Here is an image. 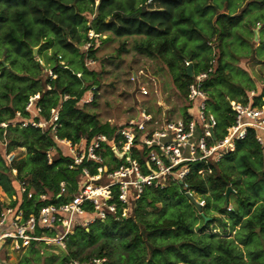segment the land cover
Returning <instances> with one entry per match:
<instances>
[{
  "label": "clouds",
  "instance_id": "1",
  "mask_svg": "<svg viewBox=\"0 0 264 264\" xmlns=\"http://www.w3.org/2000/svg\"><path fill=\"white\" fill-rule=\"evenodd\" d=\"M204 2L205 0H179L170 10V15L166 21L162 25L156 26V32H159L161 27L164 29L163 33L159 35L150 34L135 37H117L115 31L108 34L112 40L116 41L117 45H123L126 48V60L130 61L131 58H135L139 61L141 56L149 57L148 63L144 67L147 68L148 64H151L152 71L157 73L155 77H151V73H146V76L151 77V83L147 85L149 95L145 105L142 106L137 123L149 118L144 116V108L148 110L151 118L157 120V124L151 125L150 127L141 124L138 131L144 133V135H140L139 137L140 142L150 145L152 141L145 140L144 136L149 130H156L154 140L159 145L160 151L153 153V158L161 172H168L178 162V158L183 159L186 157L189 160L197 159V157L190 155L194 150V145L204 150V156H208L211 152L213 159L221 152L234 149L235 142L233 137H243V123L251 122L250 118L244 119L243 122L241 120L248 112V107L246 106L248 103L247 100L243 95H233L229 91V88L233 83L244 84L245 90L247 88L258 87L259 85L256 83L255 77H253L252 81H249L246 76L236 75L230 66L222 73V82L218 86L210 88L205 92L203 89H200V81L211 71V69L206 67V64L211 63L208 59L210 54L200 53L197 45L201 40L211 42L215 39L213 32V29L216 27L214 16L221 11L235 14L234 19H240L241 21L239 27L232 35L233 41L237 40V36L241 32H255L256 35H259L258 30L264 24V8L260 11L252 8V0H223L222 3L221 0H206L207 3H215L218 6L215 14L202 15V5ZM160 3L161 0H77V10L83 9L84 15L87 17V22L80 23L76 26L75 32H72L68 27H64L62 31H55L51 25L44 23V18L52 15L54 23L59 26L60 20L56 18H63L65 15L55 8H49L48 0H28L27 4H22L10 11L2 4V0H0V12H5L10 17V23L5 27L4 31L11 28L19 36L25 29H29L30 35L26 39H28L33 47H38L39 43L45 40L53 41L57 44L56 50L58 54L64 57V59H59L57 63L64 65L66 68H70L71 73H74L75 77L79 78L77 81L72 76L64 74L62 70L57 73H52L49 71V65H44V68L41 70L44 76L51 75L53 80L56 79V76H60V80L55 85L57 92H60L65 87L70 89L69 95H62L59 99L62 101H68L70 99L76 100V107L80 108L81 111L99 114V118L94 123H85L76 117H66V119H70L69 126L67 128L61 126L57 130L54 127V121H56L57 112L63 108V105L57 103V97L55 95L49 96L43 106L44 115H51V119L47 120L46 123L53 126L52 132L48 135V140H55L58 135H68L75 142L77 133L87 135L95 131V129L105 127L109 130V135L115 140V142L108 140L100 149V153L94 155L93 148L97 147V143L103 139L97 133L93 144L86 149L84 155L75 156L74 163L53 166L52 160L59 157L61 152L64 151L63 145L67 143V140L55 141L49 145L43 141H36L33 136L27 142L32 145V151H29L26 145L24 150L16 149L4 156L3 163H0V172L7 169L6 175L8 176V180L13 183L19 181V184L15 188H12L8 184H0V193L3 192L4 187H8L9 193L13 191L16 193V196L13 198L19 199L20 193L26 192L27 197L32 198L35 196L37 190H41L48 192L53 197H60L61 199L69 201L67 207L72 208L89 197H95V193L89 188V185L93 180L98 179V177H90L89 172L95 170L96 164L101 165L104 171L107 172V169L115 168L121 162L118 159L114 160L113 155L119 158L127 154L129 157L128 162L133 167L136 166L137 159L144 157L145 153L141 151L136 155V159H132L133 153L129 151L128 144L125 143V139L131 142V132L124 127V120H130L132 117L124 116L121 118V113L127 105H121L117 109L114 98L109 99L108 97H104L103 99L96 100L94 102L95 106H89L87 108L84 106L85 101L93 100L91 92L85 91V89L92 87L99 79L98 76L89 75L88 70L92 69L96 61L105 55V53H101L100 56L92 58L82 50L69 53L59 48V42L65 39L71 40L73 36L77 38L84 36L89 38L93 37L94 33L88 31V29L95 26L97 22L102 24L114 22L118 28L123 17L133 15L138 17L142 9H147L150 6L157 7ZM209 19L212 20L211 25L208 24ZM197 26H202L201 31L205 33L203 36H200L199 33H189V29ZM146 28L147 25H145ZM103 35V32L95 34L96 40L98 41ZM2 36L3 31H0V37ZM89 43H93V41L89 39L88 43L80 45V49L88 48ZM137 45H143L142 50L139 52L136 51ZM111 51L113 49H109V52ZM193 52L198 53L199 75L193 73L191 83L186 81L182 87V91L178 93L175 86L170 84V80L186 70L187 64L192 62L188 59V56ZM216 54L218 53L214 47L211 55ZM39 59V57H36L33 62L27 64V67L32 68L35 60ZM49 59V54L45 53L44 60ZM51 59L55 60L56 58L51 57ZM65 59H69L71 63H65ZM40 62L44 63L43 60ZM136 70V68H133L130 71ZM124 74V72L113 71L109 79L114 84H119ZM213 75H215L214 72ZM136 79L142 81L145 77L133 78V83H135ZM44 87H47V85ZM44 87L34 89L36 95L29 93V100H36L37 96L44 91ZM197 89H200V91H197ZM119 90L121 89H117V91ZM173 95L177 96L176 107H180L182 103L186 106L187 103H191L194 99L197 101V106L190 108L189 111L193 112L194 119L197 116L201 117L197 121L200 126L198 130L188 131L187 136L191 137V139H185L181 135L179 125H177L174 133L172 132V124L168 125L167 133L157 126L164 119L162 112L169 108V104L165 103V97L171 101ZM181 95L183 96V100L180 99ZM25 103L27 104V101ZM210 104L219 105V108L213 110L209 106ZM23 106L21 105V107ZM27 106L32 107L31 104H27ZM229 108H234L238 111L232 112L228 110ZM36 111L39 112L40 109L37 108ZM251 115L259 117L260 123L256 126L258 128H264V109L259 112H254ZM209 118H213L212 124L205 127L204 122ZM188 127L195 129L193 125H188ZM209 128L212 129L211 133H209ZM117 132L121 133L124 138L116 139L115 133ZM162 137L177 141V146L180 147V151H176L175 148L169 151V148L164 147L161 143ZM8 138L5 136L0 140V145H7ZM17 138L25 140V137L22 135L17 136ZM258 139L261 141L260 147L262 149L259 154V159L261 162H264V137L258 136ZM213 144L215 147L210 149V146ZM118 145L122 150H117ZM41 151L47 152L46 158L37 157L36 153ZM161 153L163 154L162 156ZM11 156H16V168H12L9 163V157ZM89 158L92 163L83 168L81 176V161L88 160ZM164 159L169 161L167 166L162 162ZM233 163L235 167L230 168L227 165L224 166V178L228 179L230 183L233 179H240L241 183L234 187L236 197L233 203H230L227 207L229 211L236 209L243 215V209L238 207L236 199H251L252 194L248 185L243 182V177L239 170L242 161H235ZM16 169H19V171ZM185 171H187L186 168L175 173L173 178L174 184L183 178ZM155 175L159 176V172L155 173ZM207 177L214 178L212 169H207L206 172H199L198 176L188 183L199 184L203 181V185L208 186L210 180ZM73 180L79 182L78 186L72 183ZM85 181H88V183H85ZM107 186L105 183V187ZM91 187L94 188L96 185L91 184ZM177 187L181 188L180 185H177ZM57 188L58 191L56 190ZM85 189H88V191L86 192ZM186 191H190L188 184H183L181 195ZM9 193H4L0 197L4 201L5 207L11 203ZM193 195L196 194L193 193ZM103 196L108 197L109 192H103ZM196 199L200 204H204L206 200L209 201L211 203V209L205 210V215H215L217 219L201 235L199 232H196L199 223H203L200 212L196 210L195 206L186 207L182 214V219H186L189 226L193 229L191 239L201 245L207 244L209 247H215L217 241L207 239L208 232H215L218 234V241L222 245L221 252L224 253L220 260L215 259L216 254L213 253L208 257V264H223L224 261H231L232 264H264V232L256 228L252 243L246 246L240 243V240L251 230L250 225L244 221H241L240 224L233 225L232 218L228 217L227 214L215 211L220 205V202L213 198L211 191L204 197L196 196ZM32 206H36L35 200L32 201ZM95 206L97 211L87 214L83 219L79 218V215L84 214L79 212L78 207L76 208V213H79L78 216L69 217L66 215L62 218H53L54 231L47 236H35L32 233L25 235V228L33 227V221L29 220L27 224L20 219H17L16 222H10L9 212H5L3 220H0V225H6L2 230V234H0V246L3 245L4 237L6 236H14L15 240H21L22 244L13 242L6 250V254L11 257V260L6 262L0 257V264H60L65 254L73 257L67 261V264H129V259H124L123 257L130 258L131 253L124 248V244L129 241L136 244L137 242L133 240V237H139L138 246L134 249L137 261L139 264H147L148 256L146 253L156 243L148 238L147 229L150 226H155L159 218L153 217L151 214L141 215L136 218L137 229L127 237L126 241L111 239L104 235V227L110 225V217L106 215L100 201H97ZM132 206L134 205H130V207ZM145 206L147 207L149 205ZM62 210L67 211V209ZM111 217L121 220L124 218L122 215H117V209L115 208L112 209ZM247 219L246 217L245 220ZM89 221H92L93 224L89 225ZM62 223L64 225L67 223L73 225L79 223L83 231L77 234L73 228L62 226ZM166 223L175 230V223L172 221H166ZM253 223H255L254 218ZM233 228H235V231L232 238L226 240L223 236L224 231L232 232ZM184 238L183 236L181 237V239ZM159 243L162 245L164 242L160 241ZM100 249H103L106 254L101 259H97L96 254ZM3 251L4 249L0 248V252ZM189 255L191 256V254ZM85 256L87 257L86 259ZM53 257H55V260L52 259ZM167 259L166 257L165 260L160 261V264H166ZM157 260H160V258L157 257Z\"/></svg>",
  "mask_w": 264,
  "mask_h": 264
},
{
  "label": "trees",
  "instance_id": "2",
  "mask_svg": "<svg viewBox=\"0 0 264 264\" xmlns=\"http://www.w3.org/2000/svg\"><path fill=\"white\" fill-rule=\"evenodd\" d=\"M223 1V0H222ZM75 2L77 0H48V7L49 8H55L59 10L61 13L65 14L63 18L57 17L56 19L60 20L59 26H57L54 23L53 16L49 15L48 17L44 18V23H47L53 27L55 31H62L64 27H68L72 32H75V28L77 25H79L82 22H87V18H85L83 14V9L77 10V7L75 6ZM179 2V0H161V3L157 7H149L147 9H142L140 11V15L137 16H125L121 19L120 26L117 28L115 26L114 22H109L108 24H102L100 22H97L95 26L90 27L95 32H105V31H115L116 36H139V35H150V34H161L163 33L164 29L161 27L159 29V32H156V26L162 25L168 16L170 15V10ZM28 0H2V4L7 7V9L10 11L13 8H17L22 4H27ZM217 4H209L206 2L202 5V15L203 14H215ZM263 6L261 7V9ZM19 15V14H17ZM235 14H230L229 12L221 11L218 14H215V28L213 29L214 36L216 38L221 39V37L229 36L234 31L235 27L240 24L239 19H234ZM10 23V17L5 12H0V31H3V36L0 37V121L2 120H10L15 116L16 111H20L22 115H27V113L24 111V106L21 107V105H24L27 97L29 96V93H35L34 89L44 87L45 85H49L48 87H44V91L40 93L39 103L44 106L45 101L49 96L55 95L57 97V103H60L59 97L62 95H69L70 89L65 87L61 89L60 92L56 91V83L60 80V76H56V79L53 80L49 75L44 76L41 74V66L38 63L37 60H35V64L32 68H28L27 64L34 61L35 58H33L32 55V44L26 39L30 35V30L25 29L19 36L16 35V31L14 29L8 28L7 31H4L5 27L9 25ZM208 24H212V20H208ZM145 25H147V28L145 29ZM202 26H197L189 29L190 34H196L199 33L200 36H203L205 33L201 31ZM24 37V38H22ZM106 37H100L99 40L105 39ZM88 40L87 36L77 38L76 36H73V39L68 40L65 39L61 42H59V48L61 49H67L72 52H78L80 51L78 46L74 45L75 42H79V44H84ZM97 41L96 38H93V43L90 45V47L84 51L87 53V55L92 58L95 56V50L98 47L100 41ZM43 43L48 44H56L51 40H45ZM57 45V44H56ZM139 49L143 48V45L137 46ZM198 49L200 50V53H207L211 47V42L201 40L200 43L197 45ZM218 47V45H217ZM219 49V48H218ZM219 51V50H218ZM220 53H218V57H220ZM60 55L56 52L52 54V57H55L56 59L53 60V64L50 66L53 73L62 72L64 74H68L73 77L75 80H79L78 77H75L74 73H71L70 68L64 67V65L57 63L59 60L57 56ZM198 56V53L193 52L191 55L188 56V59L192 61L189 65L186 66V70L182 72L179 76L173 78L174 85L182 91V87L184 86L185 82L191 83L192 80V74L199 71V64L198 62H194L195 58ZM208 59H211V56L208 57ZM67 63V62H66ZM171 67V65H169ZM208 64H206V67ZM188 67H190V72H188ZM216 70L219 74L215 76L214 78L218 81L223 80L222 73V65L220 64V60L217 59V66ZM38 69V72L36 70ZM20 72L24 73V76L20 74ZM191 73V75H190ZM42 75V82L40 86H36V76ZM88 74L92 76H98V72H96L95 69L88 70ZM131 74V73H130ZM214 76V75H213ZM210 78L205 83V90L207 91V85ZM99 79L95 84L92 85L93 92L92 97L93 100L89 101L87 103H84L85 108L94 102V98L96 97V91L99 85ZM211 84V83H210ZM91 88V87H90ZM88 88L85 89V91ZM83 94V93H81ZM262 95V94H261ZM9 96H12L13 104H10ZM255 97H253L252 102L253 104H260L257 103L256 100H254ZM262 101H264V96H261ZM63 108L59 111V127L57 130L61 128V126L67 128L70 124V119H66V117H76L82 120V122L85 123H94L98 118L95 114L88 112V111H81L80 108L76 107V100L70 99L68 101L62 102ZM187 105L184 107V113H185V119L189 117L187 111H186ZM219 108V105H215L212 109L216 110ZM229 111L230 108L228 109ZM42 114H44V107L42 108ZM107 123V122H106ZM126 123H124L125 125ZM1 127H0V134H1ZM102 133L105 134L108 140H113V137L109 135V130L105 128H99L95 129V131L88 133L87 135H80L79 133L76 134V140L75 142H78L81 138H86L87 140H90L93 138L96 134ZM24 136L25 140H20L17 138V136ZM49 131L48 130H42L39 127L36 126H27L24 128H19L17 126L14 127H8L6 136L9 137L7 141V147L9 150H13L15 148H22L25 149V146L27 145V148L29 151H32V145L28 144V140H31L34 136L36 141H43L45 144H52L54 143L53 140H48ZM116 139L122 138V136L118 133H115ZM60 138H67L70 139L71 142L75 143L71 136L68 135H58ZM137 138L134 140V144L139 143V139ZM104 146V144L102 145ZM249 146H251L249 148ZM2 145H0V148ZM252 149H256L260 151V146L257 144L255 138H254V131L249 130L247 135L243 140H240L236 144V149L234 152H228L226 155V158H229L232 156L233 153L236 151H239L238 161L242 160L243 158H248V153L252 151ZM138 149L134 148L133 155L136 157L138 154ZM152 150V147H146L144 145L143 152L145 153L144 157L138 159L141 164L144 163V158L149 151ZM37 157H43L46 158V151H41L36 153ZM113 159L117 160V158L113 155ZM71 157L69 155H64L63 151L61 152L60 156L57 158H54L52 160V165H59L64 163H71ZM234 161V160H233ZM235 162V161H234ZM0 163H3V157L2 152L0 153ZM91 164V161L84 160L82 162V165H89ZM12 166L16 168V161L13 162ZM209 166L214 171V163L210 162ZM200 164L196 166V168H190V173L187 174L185 179L182 182H175L176 185H180L181 188H176L172 183L168 184L167 186L163 188H153V187H147L142 192L141 196L135 201L134 207H132L131 215L128 217H124L121 219H115L110 216V225L104 227V235L107 238L111 239H120L122 241H126L127 237L137 229V222L136 218L144 215L145 210L144 206L149 205L151 208L156 207L157 202H162L163 207L161 213L158 215V222L155 226H150L147 229V236L151 241L156 242L155 246L148 250L149 257L147 260V264H160V261L165 260L167 257L166 264H175L176 261H181L185 264H208V257L211 256L213 253H215V259L220 260L222 256L224 255L223 252H221L222 245L218 241V234L211 233L207 235L208 240H216L217 244L215 247H209V245L204 244L201 245L200 243L194 241L191 239L193 236V231L190 229L189 225L182 219L181 213L173 215L171 214V210L175 212V208L179 209L181 205H185V208L188 206H194L193 203L190 202V200L186 196V192L181 195L182 185L188 184V188L192 193H202L205 194L208 191V188L211 187L213 189H216L221 185V192L222 195L225 196V193H227L230 189H228V184L230 183L228 179H225V174H216L214 173L213 177H207L210 180V184L208 186L203 185V181H201L199 184H193L188 183L190 180L194 179L198 176L197 170L200 169ZM231 167H235V164H232ZM19 171V169H16ZM96 169L90 173H95ZM7 169H5L3 172H0V184H8L11 185L12 188L16 187V182L13 183L12 181L8 180V176L6 175ZM81 174V173H80ZM75 176V174H73ZM72 183L74 185H78V181L73 180ZM232 183V181H231ZM253 184V182H252ZM232 187V186H231ZM234 189V188H233ZM58 191V188L56 189ZM253 193L256 199L249 200L248 198L241 199V202L243 206L245 207H253V213H251L249 216H247V220L245 218L243 221L251 226V230L245 234L244 237L250 238L253 236L254 231L256 228L259 229V231L264 232V196L261 195V192L259 190H254ZM230 192V191H229ZM3 193H9V188L4 187ZM13 192L9 193V195L13 194ZM224 193V194H223ZM40 194H45L47 196V201L61 204L63 202H66L67 200L61 199L60 197H53L48 192L37 190L35 193V196L28 200L26 202V205H31L32 201H36L37 208L43 200L39 198ZM149 195V197H148ZM261 197V198H259ZM259 198V199H258ZM4 202L0 201V209L3 206ZM205 203L201 206V210L197 211L202 214L203 218V226L200 229V231H203L208 227V225L213 222L217 217H213L211 215H205ZM170 210V211H169ZM203 211V212H202ZM230 216L234 218L235 222L241 223L238 219V216L242 217L235 209L231 210ZM205 217H208L206 220ZM253 218L255 219V223H253ZM166 221H172L176 224L175 230H173ZM93 223L89 224L92 225ZM233 225H236V223H233ZM235 230V229H233ZM74 231L78 234L83 231V228L81 226H75ZM177 231H183L181 234L183 237H185L182 240L179 241H169L168 239L171 236L172 232ZM40 230H37V233H39ZM87 235V234H86ZM242 238L240 240V243L244 242L245 238ZM225 238V237H224ZM226 240H230L231 238H225ZM133 240L137 243L134 244L133 242L129 241L124 244V248L131 253V257H123L124 259H129V264H139V262L136 259V253L134 251L135 247L138 246L139 243V237H133ZM163 241L164 243L161 245L159 242ZM169 250L171 252L174 251L175 256L177 257L175 262L169 261ZM106 253L103 251V249H100L97 251L96 256L105 255ZM191 254V256L189 255ZM157 257L160 258V260H157ZM69 258H73L71 255L66 254V257H63V264H66V260ZM87 257L85 256V259ZM254 259V257H253ZM223 264H232L231 261H224Z\"/></svg>",
  "mask_w": 264,
  "mask_h": 264
},
{
  "label": "built area",
  "instance_id": "3",
  "mask_svg": "<svg viewBox=\"0 0 264 264\" xmlns=\"http://www.w3.org/2000/svg\"><path fill=\"white\" fill-rule=\"evenodd\" d=\"M88 31H91L94 33V36L89 38L85 43H88L89 39L96 38L95 34L101 33V32H95L92 28H89ZM105 35L101 36L104 37ZM92 43L88 44V48L90 47ZM88 48L84 49L86 51ZM58 59L60 58V55L57 56ZM211 63L208 64V68L211 69L206 75L205 78L200 81V89H203L205 92V83L206 81L211 78L213 75V72L217 74V68L215 66L214 60H210ZM41 63V62H40ZM43 65V63H41ZM190 64V63H189ZM187 64V65H189ZM49 71L53 73L52 69L49 68ZM141 73V71L135 72L133 71L130 75V79L133 80V78H137V75ZM195 74L199 75V71ZM142 75V74H141ZM51 78H53L51 75H49ZM193 78V74H192ZM49 88V85H47ZM200 89H197V91H200ZM86 91L93 92V87L88 88ZM140 92L142 95L147 94V90L141 86ZM31 95H36L35 93H32ZM66 95V94H65ZM29 97V96H28ZM27 97V104H31L32 107H28L27 104H24V111L27 113V115H22L20 111L15 112V116L10 120H2L0 121V127L2 129V139L6 136L7 128L8 127H14L17 126L19 128H24L29 125L39 127L42 130H48L49 133L52 132L53 126H50L46 123L47 120L51 119V115L45 116L42 114V105L39 103V96H37L36 100H29ZM206 100V98H204ZM62 100L60 101V104H62ZM89 101H85L84 103H87ZM247 107L248 112L245 114L244 117L241 118L242 122L244 119L250 118L251 122L243 123L244 133L243 137L237 138L233 137V140L235 142L234 149H229L227 152H221L215 159H213L211 152L208 156H204L203 149H200L194 145V150L190 153V155L197 157L195 160H189L186 157L183 159L178 158V162L175 163L168 172H161L159 166L156 164L155 159L153 158V153L159 152L160 148L159 145L155 142L154 137L156 136V130L153 129L151 132H147V134L144 136L145 140L152 141L150 145L148 144H142L141 142L134 144V140L137 138V135L140 137V135H144V133L138 131L140 129L141 124L145 125L147 122L150 123V121L154 118L150 117L149 112L146 108L143 109V113L145 117H149L148 119H143L140 121V123H137V119L140 117L141 109H139L138 115L135 119H131L130 121L126 122L124 127H126L131 132V142H129L128 139H125V143L128 144L129 151L133 153L134 148L139 149L140 146L142 148L144 145L146 147H152V150L149 151V153L146 154V158L144 160V163L141 164L139 160H136V166L133 167L131 163H129V157L127 154L121 158H117L121 161L115 168H109L107 169V172L104 171L103 167L99 164H96V171L95 173H90V177H98V179H95L93 181L100 180L104 175L108 177L107 181V187H105V184H95L93 181L91 184H95L96 187L92 188L91 184L89 185V188L95 193V197H89L85 199L82 203L77 204L73 206L72 208H68L69 201L63 202L61 204H56L47 201V196L45 194H40L39 198L43 200V202L37 207H33L31 205H26V202L32 198H28L26 192L19 194V199H15L13 197L16 196V193L9 195V198L11 199V203H9L6 207L3 206L0 209V220H3L4 213L9 212V221L10 222H16L17 219L22 220L25 224L29 220L33 221V227H27L25 228V235H28L29 233H32L35 236H47L50 235L52 231H54V220L53 218H62L66 215L69 217L78 216L79 213H76V208H79V212L84 215H79L80 219H83L84 216H86L89 213H94L97 211L96 209V202L100 201L102 203V207L105 210L106 215L111 216L112 209H117V215H122L123 217H128L131 215L132 207L130 205H134L135 201L141 196L142 192L147 187H155V188H163L170 184L171 181H173L175 173L179 172L181 169L186 168L187 171L183 173V178L181 180H178L179 182H182L187 174L190 173V168H196L198 164H200V169L197 170V173L201 171H207V169H211L209 166V163H216L221 160V158L227 154L228 152H234L236 149V144L238 141L243 140L245 136L247 135L249 130L254 131V138L257 142V144L260 146V139H258V136L264 137V128H258L256 125L260 123V118L256 116H252L251 114L254 112H259L262 109H264V103L260 104H253L252 99L249 98L247 100ZM197 101L194 99L191 101V103H187V111L189 117L187 119L179 118L174 121H165L163 125H160L159 128H161L163 131L167 133L168 131V125L172 124V132L174 133L176 131L177 125L180 126V133L185 139H191V137L187 136L188 131L198 130L199 124L197 123L198 120L201 119L200 116H197L195 119L193 118L194 114L193 112L189 111L190 108L196 107ZM39 108L40 111L37 112L36 109ZM169 110V108H168ZM168 110L163 111L162 115H164ZM232 112L238 111L237 109L230 108ZM51 111V110H49ZM19 113V115H17ZM202 115V114H201ZM59 111L56 114V121H54V127L55 129H58L59 127ZM212 119L209 118L207 121L204 122V126L207 127L208 125L212 124ZM157 122L155 120L153 123ZM23 125V127H21ZM188 125L195 126V129L188 127ZM209 133L212 132V129L209 128ZM118 133V132H117ZM103 139L100 140L97 143V147L93 148V154H99L100 149L103 147L102 145L107 142V137L105 134L99 133ZM122 136L121 133H118ZM202 135V134H201ZM96 136V135H95ZM91 138L90 140H87L86 138H81L78 142H71L70 139L67 138H60L56 137L55 141H65L67 140V143L63 145V153L64 155H69L71 157V163H74L75 156L84 155L86 153V149L91 146L94 142V138ZM138 137V139H139ZM140 141V139H139ZM115 142V140H113ZM161 143L164 145V147L169 148V151H172L173 148H175L176 151H180V147L177 146L178 142L174 139L169 140L166 137L161 138ZM83 145V147H81ZM140 145V146H139ZM215 145H211V148H214ZM261 148V147H260ZM2 157L4 159V156L9 153L13 152L14 150H9L7 145H2ZM71 149V151H69ZM117 150L120 151L122 148L118 145ZM138 151V150H137ZM163 154L161 153V156ZM47 156V152H46ZM132 159H136V157L133 155L131 157ZM91 161V159H88ZM16 161V156L9 157V163L12 168H15L12 166L13 162ZM81 161V165H82ZM163 164L165 166L168 165L169 161L167 159H164ZM92 163V161H91ZM87 167V165H82L81 167V176L83 173V168ZM159 172V176H156L155 173ZM15 174V173H14ZM177 182V181H176ZM79 183V182H78ZM77 183V184H78ZM85 183H88V181H85ZM19 184V181H16V185ZM78 186V185H77ZM87 192L88 189H85ZM109 192L108 197L103 196V192ZM192 194V191H186ZM193 195V194H192ZM198 202V200H196ZM127 202V203H126ZM199 203V202H198ZM200 204V203H199ZM106 205V207H105ZM201 206L203 204H200ZM47 209V211H45ZM62 209H67V211H64ZM98 220V218H96ZM93 223L92 221H89V224ZM81 226L79 223L71 224L67 223L64 225L62 223V226H67L70 228H73L75 226ZM6 227V225H0V234H2V230ZM37 230H40L39 233H37ZM13 242L17 244H22L21 240H15L14 236H6L4 237V243L0 248H3L4 251L0 252V257H2L4 260H8L10 256L6 254L7 248H9ZM104 255L96 256L97 259H101ZM72 259V258H69ZM66 260V264L67 261Z\"/></svg>",
  "mask_w": 264,
  "mask_h": 264
},
{
  "label": "rangeland",
  "instance_id": "4",
  "mask_svg": "<svg viewBox=\"0 0 264 264\" xmlns=\"http://www.w3.org/2000/svg\"><path fill=\"white\" fill-rule=\"evenodd\" d=\"M222 2L223 1L221 0V3ZM75 6L77 7V2H75ZM262 6L264 8V0H252L251 2V7L256 9L257 11H260ZM83 14H84V11H83ZM85 18L87 17L85 16ZM239 22H241L240 19H239ZM238 27H239V24L235 27L234 31L229 36L221 37V39L215 37V39L211 41V47L207 53H209L210 54L209 56H211V59L214 60L215 66H217V59L220 60V64L222 65L223 72H225V70L231 66L232 70L238 76L240 75L246 76L249 81H252L253 77H255V81L259 85L258 87L247 88V90H245L244 84L233 83L231 87L229 88V91L232 92L233 95H243L246 100H248L249 98L252 99L253 97H255L254 100H256L257 103H262L261 96H264V75H262V73H264V24H262L261 28L258 30L259 35H256L255 32H247V33L241 32V34L237 36V40L233 41L232 35ZM110 32L111 31L104 32V35L106 38L99 40L100 43L94 53L96 57L100 56L101 53H105V55H103L99 60L96 61V64L93 67V69H95L96 72H98L99 80H100L97 91H96V97L94 98V102L98 99H103L104 97H108L109 99L114 98L116 101L117 109H119L121 105H127V107L124 108L123 112L121 113V118H123L124 116H131L132 119H135L136 116L138 115L139 109L142 108L143 105H145L146 99L149 95L147 85L151 83V77H155L157 73L152 71L151 64H148L147 68L144 67V65L148 63L149 57L141 56L139 61H137V59L135 58H131L130 61L126 60V51H127L126 48H124L123 45H117L116 41L112 40L110 36L108 35ZM130 36H133V35H130ZM117 37H129V36H117ZM74 45L78 46L79 50H84V49H80V45H82L81 43L79 44V42H75ZM137 46H136V51L137 52L141 51L142 49H139ZM214 47L217 53L221 52L220 57H218V54L211 55ZM33 48H35V54H32L33 58H36V57L40 58L37 61L41 66V70L44 68L45 64H48L50 68V66L53 64V60L51 59L52 54L54 52L58 53L56 50L57 45L53 43L48 44V43L42 42V43H39L38 47H33ZM109 49H113V51L109 52ZM229 49L231 50L229 51ZM64 50L69 53H72V51H69L67 49H64ZM45 53L49 54V57H50L49 60H44ZM59 59H64L63 55H60ZM42 60L44 61L43 65L40 63V61ZM66 62L71 63L69 59H65V63ZM194 62H197V57L195 58ZM133 68L137 69L135 72L141 71V73H139L137 77H145V79L142 81L139 79H136L135 83H133V80L130 79V75H131L130 73L133 72L130 70ZM113 71H120V72L125 73L124 76L121 78V82L119 84H114L109 79V77L112 76ZM36 72H38V69L36 70ZM146 73H151V77L146 76ZM249 73H251V75H249ZM20 74L24 76L23 72H20ZM41 74H42V71H41ZM217 74H215L214 76L213 75L211 76L208 82V85H207V90L218 86L222 82L214 78L215 76H217ZM42 75L39 74L36 76V86H40L42 82L41 80ZM170 84L174 85L173 78L170 80ZM141 86L147 90V94L145 95L141 94L140 92ZM175 88L178 93L181 92L176 86ZM117 89H121V90L117 91ZM9 99H10L9 103L13 104L12 96H9ZM180 99L183 100L182 95L180 96ZM176 101H177L176 95L172 96L171 101H169L168 98L165 97V103L169 104V110L163 115L164 119L162 122H160V124L157 125L158 127L160 125H163V123L168 120L174 121L179 118L185 119V113H184L185 104L182 103L180 107H176L175 106ZM94 102L89 104L87 107L95 106ZM209 106L213 108L215 105L210 104ZM186 111H187V108H186ZM188 113L190 114V112ZM93 114H95L97 118H99L98 113H93ZM109 119H111V117H109ZM130 120H124V123ZM155 120H156L155 118L152 119L150 123L147 122L145 126L150 127L151 125L157 124V122L153 123ZM152 130H149L148 132H151ZM0 140H2V131L0 134ZM16 149H20V148H15L13 150H16ZM20 150H22V148ZM141 151H143L142 146L139 147L138 153ZM261 151H262L261 148H260V151L256 149H252V151L248 153L247 159L243 158L242 160H240L242 161V164L239 170H240L241 176L243 177V182L248 185V188L252 194V198L249 200H253V199L257 200V197H255L253 194L255 192L254 190H259L261 192V195L264 196V162H261V160L259 159V154ZM1 152H2V149L0 148V153ZM239 153H240L239 151H236L235 153L232 154L230 159L226 158V155H224L220 161L214 164V171H215L214 173L225 174L223 172L224 166L227 165L230 168H232L231 165L234 164L233 162L239 160L238 159ZM108 180H109L108 177L104 175L100 180L93 181V183L105 184L107 183ZM170 183H172L176 188H178L177 185L173 183V181H171ZM240 183H241L240 179H233L232 183L228 184V189H230L229 190L230 192L228 191L227 193H225V196L222 195L221 185L217 187L216 189L209 187L207 193L205 194L195 193L196 195H192V196L194 197L195 200H197L196 196L204 197L208 195L209 192L211 191L213 193V198L220 202V205L215 209V211L219 213H225L227 214L228 217L232 218L230 216L231 211L228 210L227 206L230 203H233L234 198L236 197V193L234 192L233 188L239 185ZM3 194H4L3 192L0 193V197H2ZM0 201H3V199H0ZM236 203L239 208L243 209L242 217L238 216V218H236L239 221L240 220L243 221L244 218H246L247 216H249L251 213L254 212L252 206L244 207L241 202V199H236ZM204 206H205L204 211L211 209V203L207 200L205 201ZM162 207H163V203L161 202H157L156 207L154 208H151L150 206H147V207L144 206L145 214H151L153 217H158V215L162 211ZM185 209H186L185 205H181L179 209H176V208L174 209L175 212H173L172 210L171 211L169 210V211L171 212L172 216L177 214V211H178V213H181V217H182V214ZM238 213L240 214V212ZM202 214L203 213H201L200 216H202ZM211 216L217 217L215 215H211ZM183 220L189 225L186 219H183ZM232 220H233V223H236V225L239 224L238 222L234 221V218H232ZM214 221H216V219ZM213 222H211L209 225H211ZM202 226H203V223H199L198 227L196 228V232H199L201 235H203L205 233V230L208 228L207 227L203 231H200ZM190 229H192V227H190ZM234 231L235 230H232V232L224 231L223 236L225 238H232ZM182 232L183 231L172 232L168 240L176 241V242L179 240H182L181 239ZM211 233H215V232H208L207 235ZM244 238L245 239L242 244L247 246L252 243L253 236L248 239L247 237H244ZM168 254H169V261L175 262L177 257L175 256L174 251L171 252V250H169ZM146 255L149 257L148 251ZM172 257H174V259H172ZM52 259L55 260V257H53ZM10 260H11V257H9V259L5 261L7 262ZM60 264H63V260H61ZM175 264H185V263L181 261H176Z\"/></svg>",
  "mask_w": 264,
  "mask_h": 264
},
{
  "label": "water",
  "instance_id": "5",
  "mask_svg": "<svg viewBox=\"0 0 264 264\" xmlns=\"http://www.w3.org/2000/svg\"><path fill=\"white\" fill-rule=\"evenodd\" d=\"M32 54H35V48H32ZM187 70H188V72H190V67H188ZM190 75H191V73H190ZM119 158H121V157H119ZM186 196L190 200V202L193 203L194 206H196V208L198 210H201V205L194 199V197L192 196V194H190L189 192H186ZM205 219L207 220L208 217H205ZM65 257H66V254H65Z\"/></svg>",
  "mask_w": 264,
  "mask_h": 264
},
{
  "label": "crops",
  "instance_id": "6",
  "mask_svg": "<svg viewBox=\"0 0 264 264\" xmlns=\"http://www.w3.org/2000/svg\"><path fill=\"white\" fill-rule=\"evenodd\" d=\"M21 149V148H20ZM23 150V149H22Z\"/></svg>",
  "mask_w": 264,
  "mask_h": 264
}]
</instances>
